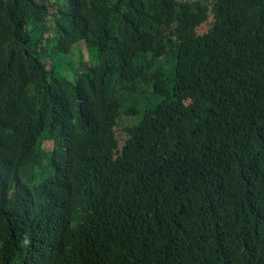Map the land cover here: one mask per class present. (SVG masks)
<instances>
[{"label":"trees","instance_id":"trees-1","mask_svg":"<svg viewBox=\"0 0 264 264\" xmlns=\"http://www.w3.org/2000/svg\"><path fill=\"white\" fill-rule=\"evenodd\" d=\"M58 263L264 264V0H0V264Z\"/></svg>","mask_w":264,"mask_h":264},{"label":"rangeland","instance_id":"rangeland-1","mask_svg":"<svg viewBox=\"0 0 264 264\" xmlns=\"http://www.w3.org/2000/svg\"><path fill=\"white\" fill-rule=\"evenodd\" d=\"M73 61H74V60H73ZM123 123H127V121H124ZM45 149H46L45 153H46V152H51V150L54 149V142H47V143H45ZM51 154H52V153L49 154L48 158H46L45 155H44V157L46 158V159H44V160H45V161H49Z\"/></svg>","mask_w":264,"mask_h":264},{"label":"bare ground","instance_id":"bare-ground-1","mask_svg":"<svg viewBox=\"0 0 264 264\" xmlns=\"http://www.w3.org/2000/svg\"><path fill=\"white\" fill-rule=\"evenodd\" d=\"M64 158V157H63ZM66 160V159H65ZM51 161V160H50ZM54 165V164H53ZM52 165V166H53ZM51 173V172H50ZM56 173V172H55ZM52 174V173H51ZM46 175H49L48 173L46 174ZM51 176V175H50ZM50 176H48V177H50ZM53 176H54V174H53ZM19 178V177H18ZM40 179V178H39ZM42 181V180H41ZM54 186H55V184H54ZM60 191V190H59ZM61 192V191H60ZM70 206V205H69ZM73 213V212H72ZM78 213V212H77ZM6 215V214H5ZM75 216H77V214L75 215ZM77 224V223H76ZM83 230V229H82ZM65 231V230H64ZM22 236V235H21ZM45 237V236H44ZM47 237V236H46ZM59 237V236H58ZM51 238V237H50ZM46 240V239H45ZM25 244V243H24ZM48 245V244H47ZM20 252V251H19ZM73 259V258H72ZM40 261V260H39ZM44 263V262H43ZM59 264V263H58Z\"/></svg>","mask_w":264,"mask_h":264}]
</instances>
